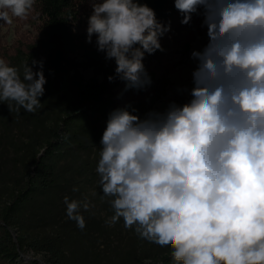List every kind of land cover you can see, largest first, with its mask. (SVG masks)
Segmentation results:
<instances>
[{"label":"clouds","instance_id":"obj_1","mask_svg":"<svg viewBox=\"0 0 264 264\" xmlns=\"http://www.w3.org/2000/svg\"><path fill=\"white\" fill-rule=\"evenodd\" d=\"M36 0H0V21L26 20ZM87 42L114 60L127 89L151 83L145 53L163 51L170 30L139 0H91ZM188 24L203 8L208 43L193 51L191 99L141 118L113 110L96 171L103 197L126 229L171 246L180 264H264V0H174ZM38 67L34 71L33 68ZM109 81L113 77H108ZM43 63L20 70L0 58V101L17 113L41 108ZM73 188V191H78ZM66 215L86 227V199L64 197ZM30 258V257H29ZM43 264L42 255L37 256ZM147 264V262H146Z\"/></svg>","mask_w":264,"mask_h":264},{"label":"rangeland","instance_id":"obj_2","mask_svg":"<svg viewBox=\"0 0 264 264\" xmlns=\"http://www.w3.org/2000/svg\"><path fill=\"white\" fill-rule=\"evenodd\" d=\"M92 11L91 6L77 31L75 63L68 78L74 102L88 83L103 79L95 64L99 58L95 35L91 43L87 42ZM12 20V24L0 21V58L17 67L23 78L22 55L44 52L42 28L33 11L26 20L16 17ZM181 21L173 23L160 38L163 51L157 50L143 59L151 83L141 89L125 90L122 81L112 108L102 117L83 123L90 129L83 139L102 136L109 114L117 108L129 106L130 111L136 109L133 114L144 117L150 111H165L172 102L183 105L191 99L192 73L197 67L192 52L202 51L209 38L203 14L188 24ZM46 81L44 95L39 98L42 106L33 113L41 115L42 122L26 119L28 112L21 108L17 113L14 104L10 111L8 104L13 102L0 101V264H41L36 258L40 255L43 264H137L156 262L170 255L171 246L161 247L140 238L134 229L124 227L122 218L109 226L114 211L110 198H102L96 171L101 140L94 141L89 148H64L51 161L57 172L56 186L15 204V196L23 189L29 171V151L42 152L52 130L65 116L51 93L49 80ZM74 187L79 190L74 192ZM65 196L70 200L86 199L92 205L88 211L81 209L86 223L83 230L76 221L68 219ZM53 244L61 246L62 257L57 256Z\"/></svg>","mask_w":264,"mask_h":264},{"label":"trees","instance_id":"obj_3","mask_svg":"<svg viewBox=\"0 0 264 264\" xmlns=\"http://www.w3.org/2000/svg\"><path fill=\"white\" fill-rule=\"evenodd\" d=\"M139 3L147 4L152 8L157 21L165 26H171L183 19V15L174 6V0H139ZM90 5L91 0H36L34 4L32 11L41 24L44 52L40 55H36L35 52L23 54L22 58L29 65H32L33 60L43 63L44 76L49 80L51 93L63 108L65 116L52 130L51 139L42 152L29 151V171L23 189L15 196V204L56 186L57 172L51 161L62 153L64 148H89L94 145V141L102 139L101 135L98 139L93 135H90L89 139H83L90 131L83 123L91 122L95 117H102L114 105L117 89L122 82L116 76L115 61L106 59L105 53L98 51L99 58L95 64L98 66V71L103 74V79L101 82L92 80L88 83L79 91L75 102L71 98L68 85V78L75 63L77 31L84 16L89 15ZM200 14H203V8L193 13L191 19L199 17ZM149 55L145 53L144 58ZM110 76L113 77L112 81L108 79ZM74 108L77 111H74ZM139 116L143 118L142 115ZM26 119H37L42 122L41 115H33V113H27ZM62 238L65 240L64 235ZM52 246L57 256L64 255L61 246L55 247L54 244ZM147 264H180V262L175 261L170 254Z\"/></svg>","mask_w":264,"mask_h":264}]
</instances>
